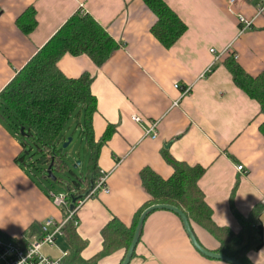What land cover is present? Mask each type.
Masks as SVG:
<instances>
[{
  "label": "crops",
  "instance_id": "1",
  "mask_svg": "<svg viewBox=\"0 0 264 264\" xmlns=\"http://www.w3.org/2000/svg\"><path fill=\"white\" fill-rule=\"evenodd\" d=\"M163 1L186 26L170 48L152 35L156 18L141 0H0V92L79 11L104 28L119 47L100 67L85 55L66 54L57 64L66 78L90 76L96 102L91 118L94 143L110 133L97 160L109 193L86 200L76 214L84 261L101 254L102 231L114 228L112 222L131 228L148 199L140 181L142 170L170 178L164 152L176 162L204 170L198 188L216 227L237 234L241 228L233 212L247 219L259 209L253 227L261 228L264 239V136L259 130L264 116L259 104L236 88L223 65L233 54L248 75L264 71V12L257 15L264 0H235V14L252 22L242 33L228 12V0ZM29 8L36 27L25 35L16 21ZM183 90L187 93L181 95ZM133 116L141 122H134ZM153 125L155 138L147 134ZM21 151L17 136L0 120V234L27 244L36 240L43 221L61 222L64 215L18 167L15 159ZM86 175L88 170L80 177ZM192 230L204 249H218L206 229ZM69 251L65 237L54 247L42 248L48 259ZM125 254L123 245L115 246L97 264H120ZM245 259L247 264H264V244L247 251ZM129 264L227 263L200 255L178 216L157 210L146 217Z\"/></svg>",
  "mask_w": 264,
  "mask_h": 264
},
{
  "label": "trees",
  "instance_id": "2",
  "mask_svg": "<svg viewBox=\"0 0 264 264\" xmlns=\"http://www.w3.org/2000/svg\"><path fill=\"white\" fill-rule=\"evenodd\" d=\"M141 1L156 18L151 28L154 38L164 48L172 47L184 34L186 26L163 0ZM16 24L23 34H30L36 27L33 9L26 10ZM118 48V44L104 28L90 16L79 11L0 92V120L17 136L21 153L31 150L32 147L35 148L36 152L41 154L38 163L50 167L51 173L67 167L63 151L58 149V144L64 140L63 131L69 119L78 110H82L84 126L82 134L90 155L88 175L77 177L69 169L70 175L73 176L72 190L75 192L68 194L76 198L82 197L103 176L98 172L97 160L100 147L110 133L106 132L101 143H94L91 118L96 109V102L90 92V76L83 74L77 79L66 78L57 64L66 54L85 55L100 67ZM223 65L231 75L236 88L248 98L255 100L259 104L260 115L264 116V71L255 77L248 75L236 62L233 54L227 55ZM259 130L264 136V122L260 124ZM19 156L15 161L24 162ZM163 158L171 167L172 175L167 180H163L149 169L140 172L142 188L148 199L137 211L131 228H126L117 221L112 222L110 225L114 228L106 227L102 231L104 246L101 254L84 261L80 257L84 243L78 237L73 223H67L63 232L70 251L63 258L62 264H97L102 256L108 255L115 246L119 245H123L126 252L140 214L152 205H170L180 209L186 215L191 229L193 226L202 227L216 239L219 247L211 252L247 264L246 252L259 250L264 244L261 228L253 227L260 210L258 209L253 217L247 219L233 212L241 228L237 234L227 228L216 227L211 220L212 211L204 202L198 188V181L204 170L176 162L167 152L163 153ZM81 184L86 186L83 190L79 189ZM69 190L71 191L70 188Z\"/></svg>",
  "mask_w": 264,
  "mask_h": 264
},
{
  "label": "built area",
  "instance_id": "3",
  "mask_svg": "<svg viewBox=\"0 0 264 264\" xmlns=\"http://www.w3.org/2000/svg\"><path fill=\"white\" fill-rule=\"evenodd\" d=\"M234 5L235 0H228V12L235 16L237 22L241 25L240 33H242L251 28L252 22L241 15H236L233 10ZM262 12H264V2L258 6L257 15ZM210 53L215 54V51L211 49ZM175 88H178V86H175ZM186 93L187 90H183L181 95ZM132 120L136 123L141 122V119L137 116H133ZM154 127L153 125V128L147 132V134H151L152 138L156 137V133L153 131ZM237 170L241 171L242 167H237ZM106 179V175L103 174L82 197L76 198L68 193L65 195L49 194L53 204L63 212V220L57 222L52 218L46 219L39 227V235L36 240L27 244L6 240L0 234V264H62V260L66 256L65 253L57 259H48L42 254V248L46 246L54 247L56 240L64 237L63 229L67 223L72 222L74 227H77L76 214L86 200L93 198L98 193H109L106 187Z\"/></svg>",
  "mask_w": 264,
  "mask_h": 264
},
{
  "label": "rangeland",
  "instance_id": "4",
  "mask_svg": "<svg viewBox=\"0 0 264 264\" xmlns=\"http://www.w3.org/2000/svg\"><path fill=\"white\" fill-rule=\"evenodd\" d=\"M82 110H78L68 121L63 131V142L58 144V149H62L63 157L66 161V168L61 171H53L50 176L47 174L48 167L40 165L41 154H38L35 148L24 151L19 157L24 162L17 161L18 167L29 177V179L38 187V189L49 198V194L60 195L73 192L69 169L77 177L88 170V153L81 131ZM71 138V142L63 149L66 141ZM70 155L73 157L71 158ZM68 156V157H67ZM75 167V168H74ZM53 178L58 179L54 181ZM71 189V191L69 190ZM84 184H81V189ZM50 199V198H49Z\"/></svg>",
  "mask_w": 264,
  "mask_h": 264
},
{
  "label": "water",
  "instance_id": "5",
  "mask_svg": "<svg viewBox=\"0 0 264 264\" xmlns=\"http://www.w3.org/2000/svg\"><path fill=\"white\" fill-rule=\"evenodd\" d=\"M66 142L67 143L63 146V149H65V147L71 142V138H69ZM47 174H48V176L51 175L50 167L47 169ZM53 180L55 181L56 178H53ZM157 210L170 211V212H172L178 216V218L180 219V221L182 223L184 232H185L190 244L203 257L211 259V260L221 261V262H224L227 264H241L240 262H238L237 260H235L231 257L223 256V255L208 251V250L204 249L202 246H200V244L197 242V240L193 234V231L190 227V224L188 222L186 215L180 209L173 207V206H170V205H152V206L146 208L144 211H142V213L140 214V216L138 218L131 243H130V245L126 251V254H125V256H124V258L120 264H129L130 263L131 258H132L133 253H134V250L136 248V245L138 244V241L140 239L143 224H144L146 217L150 213L157 211Z\"/></svg>",
  "mask_w": 264,
  "mask_h": 264
}]
</instances>
